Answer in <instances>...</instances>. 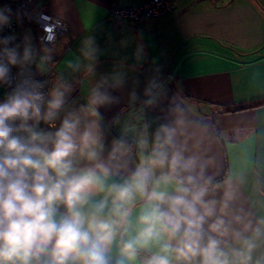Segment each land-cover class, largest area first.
Here are the masks:
<instances>
[{"label":"clouds","instance_id":"obj_1","mask_svg":"<svg viewBox=\"0 0 264 264\" xmlns=\"http://www.w3.org/2000/svg\"><path fill=\"white\" fill-rule=\"evenodd\" d=\"M10 24L11 9L0 8V30ZM15 38H0V84H12L13 66L23 77L0 101V264H264V215L233 209L244 178L217 181L207 134L194 127L182 99L171 105L151 145L146 126L137 140L139 163L116 182L112 162L129 149L123 138L114 140L102 159L98 109L115 102L107 88L118 87L119 76L98 83L86 106L69 110L72 86L58 81L45 93L23 71L36 62L31 35L22 53L20 45L9 47ZM96 54L94 38L85 39L81 55L89 72ZM51 59L40 56V68ZM80 66V58L68 61ZM164 91L154 78L146 103Z\"/></svg>","mask_w":264,"mask_h":264},{"label":"crops","instance_id":"obj_2","mask_svg":"<svg viewBox=\"0 0 264 264\" xmlns=\"http://www.w3.org/2000/svg\"><path fill=\"white\" fill-rule=\"evenodd\" d=\"M141 1L33 0L35 11L61 20L66 32L44 44L37 41L34 24L25 31L19 24L15 37L21 52L30 34L36 53L27 71L36 76L52 71L53 86L58 81L70 84L69 110L86 106L91 90L102 80L111 84L119 76V86L107 88L115 102L98 109L102 159L107 160L114 140L123 138L129 149L122 160L112 162L119 169L116 182L130 177L139 163L137 140L146 126L151 145L157 128L169 120L171 105L182 99L194 127L207 134L205 147L214 160L217 181L229 174L244 178L233 209L264 215V0H177L173 10L156 21L107 17L113 5ZM89 37L97 48L92 72L81 55ZM46 47L50 53H45ZM45 54L52 59L41 69L39 58ZM77 58L79 69L68 67V61ZM154 78L165 91L148 105L145 93ZM40 128L52 130L43 123Z\"/></svg>","mask_w":264,"mask_h":264},{"label":"built area","instance_id":"obj_3","mask_svg":"<svg viewBox=\"0 0 264 264\" xmlns=\"http://www.w3.org/2000/svg\"><path fill=\"white\" fill-rule=\"evenodd\" d=\"M176 1L177 0H142L136 4L113 5L108 10L107 17L110 20L126 21L130 23H137L142 20L156 21L170 13ZM0 8L11 9V24L0 30V38L15 34L19 24L22 25L24 31L31 24H34L37 27L36 39L44 44H46L44 42L46 35H52L54 41H56L66 32L65 24L61 20L47 13L35 11L33 8V0H0ZM58 24L62 25V27L57 26ZM46 28H51L52 32L46 33ZM15 45H20L16 38L9 47ZM19 50L21 52V48ZM21 71L22 69L20 67H11L10 77L12 79V84H0V101H2L7 93L11 92L15 84L23 78L20 75ZM23 71L26 76H30L33 80L43 83L44 88L42 90L45 93L51 90L54 76L52 71L40 76L32 75L26 68L23 69Z\"/></svg>","mask_w":264,"mask_h":264}]
</instances>
